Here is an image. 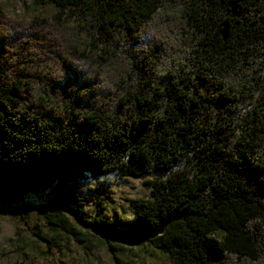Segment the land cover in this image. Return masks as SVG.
Segmentation results:
<instances>
[{
  "label": "trees",
  "instance_id": "trees-1",
  "mask_svg": "<svg viewBox=\"0 0 264 264\" xmlns=\"http://www.w3.org/2000/svg\"><path fill=\"white\" fill-rule=\"evenodd\" d=\"M22 4L0 3V205L47 193L114 264L117 242L264 264V0ZM109 175L153 177L130 219L77 187Z\"/></svg>",
  "mask_w": 264,
  "mask_h": 264
},
{
  "label": "rangeland",
  "instance_id": "rangeland-1",
  "mask_svg": "<svg viewBox=\"0 0 264 264\" xmlns=\"http://www.w3.org/2000/svg\"><path fill=\"white\" fill-rule=\"evenodd\" d=\"M23 0H0L6 14L13 19L28 16ZM152 176L138 179L118 178L109 175L100 179L86 178L77 187L87 195L98 186L107 189L106 212L116 219L132 217L130 201H148ZM93 214L94 206L86 207ZM70 226V219L53 205L47 193H29L21 201L10 206L0 205V264H114L106 249L91 236H77L80 241L56 227ZM41 238L53 240L57 248H46ZM117 260L121 264H162L146 245L116 243Z\"/></svg>",
  "mask_w": 264,
  "mask_h": 264
}]
</instances>
